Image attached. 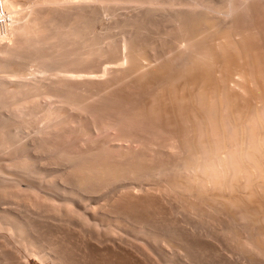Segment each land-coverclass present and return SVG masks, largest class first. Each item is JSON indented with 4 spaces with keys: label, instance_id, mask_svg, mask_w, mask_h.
Here are the masks:
<instances>
[{
    "label": "bare ground",
    "instance_id": "bare-ground-1",
    "mask_svg": "<svg viewBox=\"0 0 264 264\" xmlns=\"http://www.w3.org/2000/svg\"><path fill=\"white\" fill-rule=\"evenodd\" d=\"M0 1L4 12L11 19L10 23L12 22L13 24L9 28L10 33L8 34L10 35L8 36L7 39L9 43L5 45L6 46L5 48L4 46H2L4 49V50L2 49L4 53L3 56H0L1 57L0 67L3 66L6 70L8 69L7 71L9 77L12 75L10 77L12 80L11 83H9L8 80L6 79L7 83L11 84L12 88H9L10 86L5 85L6 87H8L7 89L9 90L6 91L4 90L6 95L9 94L7 97L8 99L6 98L8 102H9V98L13 100L10 101L9 103L12 104L11 105L12 108L10 107L9 109L8 106V108L5 107V109L6 108L9 110L12 109V114L14 113L13 110H15L14 115L20 117L22 116L21 117L22 119L19 117L21 120L18 119L17 116L13 117V119L15 118L16 120L18 119V121L20 120L19 121L20 123L22 122L26 123V121L28 122L29 119L33 120L34 118L36 120L37 118H39V115H42L41 112H39L41 114L39 115L37 114L38 111L39 110L41 111L42 108V106H40L38 103L39 102L38 99H40V97L45 94H46V97L44 96L45 99L47 98L48 100L49 98L51 101H53L50 104V108H49V110L51 109L53 111V114H50L51 116L54 115L55 117L56 115L59 114L63 115L65 111L62 110L66 106L65 108L68 109L67 110L64 109L66 110L65 114H67V111L70 114L71 113L70 111L73 110L74 113H71V115L72 116L76 115L77 118L78 117L77 115H79L80 113L76 114V110L78 112L84 108V112H85V110L87 111L88 109H90V104L96 102V101L93 103L88 102L89 97L87 96H89L88 95L89 93L93 94V96H91L92 98L94 96H98V98L96 97L97 100L99 99V97L101 100L102 98H104L103 96H105L106 100H108L109 103L112 101L111 98L113 97H115V99L117 98L116 97L117 95L115 94L117 92L112 93L116 96H113L112 94L109 95L110 97L108 95L106 96L107 93L109 94L113 90L108 92L110 90L109 89L108 91L105 90V93L103 92L104 88L105 89L107 87L110 88L111 86L115 85L114 78L117 82L119 79L125 80L124 77H128V78L132 77L131 79L134 78L136 81L134 80L133 81L136 83H134L133 81L131 82L130 79L129 82L127 81L128 85L130 84V86L132 83H134L135 85L138 84L137 86H140L142 84L145 87H149V88L153 87L152 89L150 88L151 90L148 88L149 92H151L150 94H148L149 96L142 99L138 97L139 95L138 92H135L136 90L137 91L139 90L136 87H133L134 84L131 86L133 87L134 90V92L131 93L132 96H130L131 94H129L132 90L131 88H129L130 86L129 87L127 86L129 89L126 87L128 89L126 93L128 92L129 93L128 95L125 96H128L129 98L124 97L126 102L124 101V98L122 99L123 101L121 100L125 104L123 103L121 104L119 98L118 100L114 99L115 101L113 104L115 106L116 105L115 102L118 103L119 101V104H117L116 106H119L120 104L122 106L123 105L127 106L129 104L128 102L132 103V101H129L130 98L131 99L132 97L134 98V95L136 96L135 93H137L136 97L139 100H137L136 97L134 99L137 100V103L138 101H140L137 104L138 109L135 107L134 110L133 108L136 105L135 101L132 105L130 103L131 106L128 105L126 107V109L132 107L133 110L135 111V112L132 111V108H130L131 110L130 109L127 110V112L129 111V113L131 112L130 113L131 115H126L127 114V113L125 114L126 111L123 113L121 111L122 108H118V110H116L117 107H113L116 112L121 111L119 113L117 112L118 114L116 112L114 113L116 115L120 114L119 115L120 117L117 116V118H115L116 116L113 115L115 116L113 118L112 116H110L111 118L115 119L114 121L111 120V122L108 120L110 123L107 121L103 122L101 121V119L99 122H103V123L97 122L101 124L98 125L100 127H103L104 129H106L105 127L107 126H110V124L113 126L115 125V127L117 125L119 126V124L120 126L124 125V128H126V130L121 131V135H119L121 137V140L122 139L124 141L132 140L133 142L137 141L143 144L141 145L143 147L140 149V152L138 151L139 153H137L138 156V157L136 156L137 158H135L134 155H131V153L128 154V152L130 151L126 149H124V151L126 150L125 152L122 151V148L120 151L119 150L120 147L117 148L119 150L118 151L119 156L115 155L117 158L113 157V153L118 155L117 149L115 153L113 147H109V148L104 147L105 149L100 148L98 149L100 151L95 150L96 155H94V157H92V155L94 154L92 153V150L91 151L89 150L88 152L87 151L79 152V153L77 152L78 153V154L76 153L77 155H73V154L66 155L65 154L66 150L59 152L60 155L58 154L59 155L58 159L60 161L61 160L65 162L67 161L69 163V166L66 164V166H68L66 167L68 168L66 175L63 174L64 176L63 175L62 177H60L61 175L59 176L60 180L62 181V183H64V185L55 186L52 183V185L50 184L51 187L55 186L57 188L56 191L59 190L61 194L69 198L71 197L74 200H79L81 202L80 199L84 198L81 197L82 194L83 195L88 194L89 196L90 193H95L98 190L109 188L114 184L118 185L119 183V186H121L123 182L126 183L127 181L128 182H131L132 180L146 181L150 179L153 180V178L154 179L158 178L159 181H157V184L155 186L152 187L150 186L149 188L143 187L148 189H142V187H140V189L138 190H134L135 188L134 189L131 188L132 189L131 190L130 188L127 187L128 190L130 189L127 192V189H125V187H123L124 189L120 188L122 189V193L120 194L118 193L119 195L115 194L111 197H108L106 203H104L103 205L104 209L101 208L103 209L102 211H104L102 215H101L102 213L101 210H99V213L101 212L100 216H102L103 219L104 220L106 219L108 222L111 221V222H115L116 224L119 223L120 225L126 227L131 226L133 227V230L135 228L136 231L141 230V227L143 225L142 223H147L148 224L147 226H149L148 232H152V229L150 228L152 226L149 225V222H152V220L153 221L155 220L156 222L157 217L155 218V216L161 209L160 205L163 204V202L167 204L169 203L172 204V202L178 203L179 206L182 207L184 212L187 211V214H189V218L190 217L195 219L197 218L199 219V221H201L200 223H204L205 225L207 223H212V225L213 223L214 225L218 224L219 228L218 230L217 229L215 230H217V232H220L221 236H224L226 234V230L229 229L228 232L229 234H231L230 242L233 240L234 244L232 242L231 244L235 246L238 252L247 255L251 259L252 258L264 259V10L261 11L262 13L259 12L260 15L256 14L257 11L255 10L256 19L255 17L250 16V18L252 17L253 19L251 20L252 23H250L251 21L249 20V15L251 13H254L253 12L254 9H259L260 8L259 5H257L259 6V8H254V6L255 7L257 6L256 5L252 6V3L251 5L244 3L243 5L246 4L244 7L241 4L240 6H237L238 4L236 5L235 4L236 2L234 3L233 0L232 1L224 0V3L226 1V4L224 5L223 4L220 5L219 2H217L219 4L217 5L215 1L216 6H218L216 7L213 6L214 3L212 5L210 4L214 1L209 3L203 1L199 2V0L193 2L194 1L193 0L192 3L191 1H188L189 3L187 2L183 3L186 0L185 1L181 0L182 2L181 1L173 2L172 0H169L167 1L168 3H166L165 2L166 0L164 1L162 0L164 2L163 3L164 6L166 4L168 5L164 8V6L163 7L159 5L157 6L158 2H156V0H145V1L138 0V2L140 1L142 3L147 4V6L146 5L142 6L140 5L141 3H139L140 6L136 5L137 7H132L134 5H131L133 9L130 8V10L132 9L131 12L134 10V12L132 13H135L136 15L137 12H140V10L144 9L145 7V9L143 10L144 11L143 15L142 13H141L142 16H140V13H138L139 15L136 16L132 14L134 16L133 17L131 16L130 11L129 13L127 12L126 14H130L131 18L128 17L129 15L126 16L125 14L124 16L129 18V20L126 18V20H124L126 22L122 21V24H124L126 28L128 27L129 31H127V29L125 30L123 26H121L122 24L120 23L121 28H123L126 32L122 33L120 29H118L120 32L118 33L113 28L114 21L113 24L109 23L108 20H106L107 22H104L105 21L104 16L105 15L107 16L112 12L114 13V11L120 10L121 7L124 8L128 6L130 1L136 2V0L135 1L134 0L133 1L132 0H0ZM109 1H113L111 2L113 4L114 2H116V4L117 3L119 4V6L120 5L122 6L118 10H116L113 7L114 5L112 6L111 3H109L110 5L107 4ZM160 1L161 0H159V2ZM126 2H128L127 3L128 5H126ZM153 4L156 5L153 6ZM161 4L162 3H160V5ZM182 5L183 7L185 6V8H183ZM141 6L142 8H140ZM129 7L130 6H128L127 8L129 9ZM138 7L140 10L138 9ZM135 9H137V12ZM260 9L262 10L264 9V7ZM158 12L159 13L162 12V13L157 15ZM118 13H120L121 15L122 12H118ZM113 15H115L116 17L118 16L116 14ZM64 17L66 18L64 19ZM108 17L109 16H107V18ZM116 17L114 19H118V20L120 19V17L119 18ZM145 17L151 18V19L149 18L150 20H152L151 24L154 19L156 20L158 18V20L156 21L158 22L159 18L160 19L163 18L162 20L163 21L165 20V23L166 24L169 23V25L171 26L165 28L166 32L165 31L163 32L160 29L163 28L164 26L160 28L162 24H160L159 22L158 24L160 26L158 28L156 27L158 24L156 26L152 24L154 26L150 28L151 24L147 22L150 25L149 26L147 24L148 25L147 28L146 25L144 26V23H146V21L144 20L148 18L144 19ZM247 20H249L248 23L250 24L246 25L245 23H247L246 22ZM115 23H117V21ZM165 23L163 25H165ZM153 27H155L154 29L157 28V30L160 28L159 29L160 32L166 34V36L161 34L163 35L162 41L159 40L160 46L158 45V47L156 46V48L154 47L155 45L154 46L152 45L154 41L152 43H148L151 44V47L146 43L148 41H151L150 36L152 35L151 33V35L148 36L150 32L147 33V29L153 30ZM108 28L109 29L112 28V31L108 30ZM104 30L108 32L102 33L104 35L101 36L102 34L100 35V33ZM114 31H116L117 33L116 32L112 33ZM159 33H156L155 35V37L159 35L157 39H159L160 37ZM147 37L150 38L148 39V41H146ZM154 40L156 43L155 38ZM32 59L33 62L37 61L38 65L35 62L36 64L35 71L42 73V75L39 76H41L44 81H45L44 78L48 79L51 76H54L56 79H54L53 81L50 80L48 82L46 81L44 82L42 81V79L37 78L38 75H35L36 77L34 76L33 78L24 77L25 68H26L25 63L27 62V60H32ZM101 60H104L105 62H102ZM53 63H55L54 64L55 67L54 66L51 67ZM108 65L112 69L109 68L108 70L107 67ZM81 68H87V70L89 71H86V69H81ZM91 68L94 69L92 70V73L93 71L95 73V71L97 70L95 76L93 75L94 73L92 74L90 72ZM106 71L109 72L112 75V77H114L112 79L113 81L109 82L108 80H106L105 82L104 79V81L101 82V79L98 76L102 74H106ZM111 75L109 76L107 75V76L111 77ZM95 77L97 80L92 79ZM124 80L121 82H124ZM153 80H155V82L157 83L156 86H152L151 82L153 83ZM18 81L21 83H19ZM112 82L114 85H112ZM138 82H140L141 84ZM2 83L5 82L2 81L1 84ZM109 83H111L110 87H109ZM117 84H120L121 86V83H116V85ZM122 84L123 86L120 87L122 89L119 91L121 93L123 87L125 86L124 83ZM29 85L32 86L31 87L32 91L30 90L31 92L29 91V87H30ZM141 87L140 89H143V87L142 88ZM116 88L118 89V87ZM116 88L114 89V91H116ZM88 90L89 92H86ZM125 90L126 89L124 87V91H123L124 93H122V96L126 94ZM146 90L147 89L142 90V93L143 91H145L146 94L148 92V91L146 92ZM0 91L1 93H3L2 88L0 89ZM119 92L118 95H121L119 94ZM27 93L34 96L30 95L31 97H28L29 94ZM139 93L141 95L140 91ZM5 94L3 93V95ZM25 94H27L28 96L26 97ZM145 94L143 95L144 97ZM24 95L25 97H23ZM108 97L111 100H109ZM4 98L5 97H3V99ZM92 98H90V101H92L91 100ZM6 99L3 100L4 105L0 102L1 103L0 107H4L8 104L7 102L5 104ZM127 99L129 100L127 101ZM101 102L103 103L101 104L100 102H96V103L100 104L101 106L107 101L104 102L103 100ZM37 103L41 108L37 107L38 106ZM109 103H105L104 105L107 106V108L108 105L109 106L113 105ZM40 104L42 103L40 102ZM97 106L95 105L96 108H98ZM102 107L104 108V110H107L103 105ZM38 108L39 110L37 111ZM27 110L33 111L31 113L34 114L35 112V114L32 115L29 112H27ZM46 110L47 109H45L44 111ZM89 111L90 110H88V112ZM49 112L47 113L49 114ZM121 113H123L125 117L123 114L121 116ZM99 115L97 114V116ZM144 115L151 116L150 119H152L153 117L154 122L157 121L160 122L155 123L156 127H153L154 124L153 126L148 127L149 125L148 123L153 121V119L147 123V126L145 123L146 128L148 127L150 129L145 128L147 132L144 133L143 136H140L139 134L135 133L138 129L135 128L136 126L135 124L138 123L141 124L142 120L144 119L143 118L141 120V118ZM2 116L4 117V115L3 114L0 115V149L11 146L12 148H15L14 150L16 152L18 151L23 152V150L26 149L25 147L26 144L25 145L16 144L17 146H14L15 145L14 139L16 138H14L15 134L12 132L14 130L10 129L12 128L11 125H13V123H16L18 121L14 119L13 122L12 119H10L12 118L11 117L12 115L8 116L9 120L7 116L4 118ZM27 116H29V119L27 118ZM104 116H108V114H105ZM65 117H67V115ZM5 118H7L6 119L7 121H12L13 123L11 122L10 125V123L6 122ZM23 118H27V120L24 121ZM50 118L52 119V117ZM50 118L48 117V119ZM48 119L46 120L49 121ZM43 120H41L42 122L41 121L39 122L44 123L45 120L44 121ZM62 120L64 119L62 118ZM136 120H138V123L136 122ZM52 121L50 120L51 123ZM18 124H16L15 127H17ZM45 125H47V122ZM127 125L128 127H133L135 125L133 128H135L136 131L134 132L133 128L130 129L125 127ZM78 126L79 125L77 124V127ZM82 127L83 125L81 124V128ZM42 128L45 129L46 127L45 128L42 127ZM87 128L88 127H85V129ZM162 128L163 129L171 128V130H173L172 128H175L176 132H177V128L178 130L179 128H181L180 130L182 131L179 130L180 132L178 131L177 133H175V135L180 134L181 137H178L176 135L177 138H175L174 135L175 131L172 132L171 135L169 133V131L171 130L167 129L168 130L167 131V130H163ZM43 129L40 130L42 131ZM75 129L77 128L75 127ZM85 129H83V131ZM47 130L45 131L46 132L45 134H47ZM96 131H98V129ZM67 132L69 133V129ZM79 132L81 133V131ZM84 132L87 133V131ZM167 132L174 137L169 136ZM88 133L90 132L88 131ZM146 134L147 137L145 136ZM40 140L43 142V145H45L46 140L43 141L42 138ZM43 145L41 146L44 148V150L49 151L48 148H50L49 147L50 145L49 146H43ZM154 145H157L155 146L157 149L154 147ZM59 146H61V144ZM26 152L27 149L25 150L24 153ZM24 153L22 154L24 155ZM69 153L71 154L70 151ZM84 153L88 155L86 156V154ZM128 158H132V159L128 160ZM31 164H32L31 159H29L28 157L27 158L22 157L21 160H17L15 165H13V168L16 171H18L20 175L22 174V180L25 178L26 180H31L32 182L35 180L37 176L33 175L32 173L33 168ZM40 174L41 173H39L38 175ZM58 175L59 174H57V176ZM48 183H50V180H48L46 185H48ZM32 187H34V185ZM55 187L54 189H56ZM124 190L126 192H124ZM119 192H121V190ZM12 193L14 192H11V190H9L8 188L6 189L5 186H2V189L0 188V200L1 198L8 196L10 197L13 196L16 199L18 198L23 201H26V199H28L26 194L24 193L22 194L23 197L21 195L19 196ZM110 194L111 193H109V195ZM161 200L164 201H162L161 203ZM23 201L21 202L24 203ZM4 203H2V205ZM58 207L56 208V206L55 207L51 206L47 208L46 211L50 212V210L51 211H55L58 209L60 210L61 207L59 208ZM176 209L178 210V208ZM66 210L64 211L66 212ZM6 211L7 210H3L2 208H0V219L6 221V222L4 221L6 223L4 224V226H2L3 223L2 221H0L2 223L0 224V230L3 231L4 229H6L7 231L8 229L9 230L7 231L8 234L13 233L12 235L15 234L17 236L15 238L17 239L19 238V240L12 239L13 241L16 240V242H19L21 239L20 243L22 242L27 247L35 248V243H36L35 239H37L38 237L37 234H39L40 238H42L41 240H43L44 242V245H46L47 248L52 250L53 254L51 255L52 257L54 256V259L56 260L55 264L77 263V262L75 263L74 260L75 254L71 255V252L68 254V252L66 251L67 250L65 248L66 246L63 244L65 241H60L63 238L62 236H64L62 235L63 233H61L62 231L60 232H58L59 230L57 231L59 233L57 239H59V241L62 242L61 244H59L57 243L59 241L56 240V238L52 239L51 236H49L50 235L49 232L48 233L46 232L47 235L40 233L39 231L34 229L33 225L29 222L28 219L27 221L29 223L26 222V220L23 221L21 219L14 217L15 216L14 214L9 215L8 214L9 212L7 213ZM62 211L63 210H61V212ZM68 213L70 212L68 211ZM99 213L96 212L95 214L97 215ZM62 214L65 215V213L63 212ZM186 216L188 218V215ZM157 222L162 223L161 220ZM134 223L136 224L140 223L141 224L139 225L141 226L140 229H137ZM63 227L65 226L63 225ZM144 227L146 228V224L144 225ZM72 228H76V227H73L72 225ZM63 230L65 231V229ZM114 230L107 228L106 230H103V232L101 231L102 233H98L97 236L92 238L91 234L90 235L89 233L86 234V232L82 233L83 231L79 229V232H81V234L84 235L86 234L85 236L87 235L90 236L87 237H89L88 240H90L92 244L91 246L87 247L88 243L87 245L85 243L84 246L85 245L86 246L84 248L82 243L81 244L78 243L79 241L76 243L78 245L83 246L84 253L87 249L88 250L90 249L91 251L89 252L90 254L93 253L92 250L99 249L100 251H102L104 254L102 255V258L101 256H98L99 258L103 259L100 261V264H117V263L138 264L139 262L134 263L133 258L135 259L137 258L134 257L133 255L134 252L133 250H131L132 244L129 246L127 241L123 240L122 238H119L122 237L121 235L117 237L118 235L116 236V234H114ZM153 230H155V228H153ZM167 230L168 229L162 232L160 231L162 234L159 235H163L164 234L163 232ZM221 230L223 231V234ZM181 231H179L178 233H180ZM141 232H143V234ZM141 232L140 234L146 235L144 234V232L145 233L147 232V228L143 229V231ZM174 232L171 231L170 232L171 235L170 233H167L169 234L168 236L169 238H167V234L163 235L162 238L164 239L166 237L165 239L168 240L170 239L169 241L174 242L175 245L176 244L180 245L179 243L183 244V246L180 247L182 248V250L183 249L185 250L183 251L184 253H186L187 248L190 249V246L191 248L193 247L192 248L193 250L197 248L198 250L199 249L201 250L203 248V246L200 245L201 243H199L200 241L199 242L197 241V238L199 237V236L197 237V235L199 234L196 235L195 234L196 232L193 233L190 230V233L192 232L190 234L188 229L187 233H189L190 234L189 237H191L189 239H187V235H188L187 233H185V235L181 234L183 231L180 234H178L177 232L176 234ZM81 234L79 233V236ZM153 234H148L149 236L147 235L146 237L149 238V240H151V242L153 241L154 243V241L155 242L158 241L157 240L158 238L154 237L156 233L154 234V236ZM12 235L11 236L9 235V237L10 238L13 237ZM0 237H4V235L0 234ZM174 237L177 238L176 239L177 241H175ZM7 238L8 237L6 235L4 238L1 239L3 241H6ZM85 238H82L83 240L82 239L81 240L84 241ZM159 240L163 241L165 245L167 243H170L169 241L168 242L165 241L167 242L165 243L164 240L160 238ZM3 241L2 243H5ZM8 243H5L4 245L7 247L6 244ZM9 245L8 247L12 248L11 247L12 245L10 246ZM14 246L15 248H17L16 245ZM192 249H190L189 252ZM17 250L18 249L16 250L14 249L12 251V254L16 253ZM99 250L94 252L98 253ZM87 256L88 254H86V258ZM96 256L93 255L92 258L93 257L95 258ZM16 258L18 259L20 257L16 256ZM96 259L88 258L87 260L89 264H96V262L98 263V260ZM87 260H84V262H87ZM82 261L80 260V262ZM19 264H23V262L20 261ZM139 264H142V262L140 261Z\"/></svg>",
    "mask_w": 264,
    "mask_h": 264
},
{
    "label": "rangeland",
    "instance_id": "rangeland-1",
    "mask_svg": "<svg viewBox=\"0 0 264 264\" xmlns=\"http://www.w3.org/2000/svg\"><path fill=\"white\" fill-rule=\"evenodd\" d=\"M133 1V0H132ZM135 1V0H134ZM143 1V0H142ZM145 1V0H144ZM164 1V0H163ZM162 0L159 2V0H156V2H158L157 3V6L159 5V6H164L163 5V2ZM167 1H169V0H166L165 2L166 3H168ZM173 2H180L181 0H172ZM183 1H185V0H183ZM188 1H191V3H192V1L193 0H186L185 2H183V3H189ZM196 0H194L193 2H195ZM198 1V0H197ZM212 2V1H214V2H212V3H210L211 5L214 3V5L213 6H216V4L217 5H219L217 2H219L220 3V5L221 4H226V1H228V0H226L225 1V3H224V0H222V1H220V0H199V2ZM215 1H216V4H215ZM229 1H232V0H229ZM250 3H249V2ZM111 2H113V1H109L107 4L108 5H110L109 3H111ZM182 2V1H181ZM233 2L237 5V6H240V4L242 5V6H244L245 7V5L246 4H249V5H251V3H252V6L253 5H259L260 6V8H263L264 7V0H233ZM238 2V3H237ZM255 4H254V3ZM128 2H126V5H128L127 4ZM131 3V4H130ZM130 3H129V5L128 6H130L129 7V9L127 8L128 6H126V7H121L122 5H120L119 6V4L117 3L116 4V2H114V4L113 3H111L112 4V6L116 9V10H118L120 7V10H118V11H114V13L112 12V13H110V14H108L107 16H109L108 18H107V16L105 15L104 17V19H105V21L104 22H107L106 20H108V22L109 23H111V24H113V21H114V24H113V28L118 32V33H120L119 32V30L118 29H120V31L122 32V33H124V32H126L125 30L127 29V31H129L128 29V27L126 28V26H124V24H122V21L123 22H126V21H124V20H126V16H128L129 18H131L130 17V14H131V16H133L132 14H134V16H136V15H139L138 13H140V16H142L143 15V13H144V9H145V7H144V9H139V7H138V9L140 10V12H137V9H135L136 10V12H137V14L135 15V13H132V12H134V10L131 12V10L133 9L132 7H137L138 5H139V3H141L140 5H142V6H147V4H145V3H142V2H138V0H136V2H131L130 1ZM133 3V4H132ZM138 3V4H137ZM160 3H162L161 5H160ZM244 3H246L245 5H243ZM261 3V4H260ZM115 4H116V6H118V7H116L115 6ZM24 5V4H23ZM131 5H134V6H132L131 7ZM137 5V6H136ZM139 5V6H140ZM154 5H156V4H153V6ZM124 6V5H123ZM142 6L140 7V8H142ZM166 6H168L167 4L164 6V8L166 7ZM259 6H257V7H255L254 6V8H259ZM262 6V7H261ZM180 7H181V5H180ZM182 7H183V5H182ZM216 7H218V6H216ZM243 7V8H244ZM130 8H132L131 10H130ZM183 8H185V6L183 7ZM259 8V9H260ZM254 9L253 10V12L254 13H251L250 15H249V20L251 21V20H253L252 19V17H255V19H256V14H259L260 15V13L259 12H261V11H263L264 9ZM122 10V11H121ZM138 10V11H139ZM257 12H256V11ZM259 10V11H258ZM129 11H130V14H126L127 12L129 13ZM118 12H122L121 13V15L124 17H122L121 15H120V13H118ZM255 12H256V14H255ZM141 13H142V15H141ZM160 13H162V12H160ZM159 12H158V14L157 15H159L160 14ZM262 13V12H261ZM113 14H116V15H120L119 17H120V19L118 20V19H114L116 16L115 15H113ZM126 14V16H124ZM115 16V17H114ZM116 17V18H119V17ZM133 16V17H134ZM250 16H252L251 18H250ZM114 17V18H113ZM144 17V16H143ZM151 17V16H150ZM149 17V18H150ZM155 17H158V16H155ZM66 17H64V19H65ZM109 18H110V20H109ZM129 18H127L128 20H129ZM146 18H148V17H145L144 19H146ZM148 18V19H149ZM112 19V20H111ZM114 19V20H113ZM148 19H146V20H144V21H146V23H144V26L146 25V27L149 25V24H151V21L152 20H148ZM153 19V18H152ZM163 18H159V23L160 24H162L161 26L158 24V22H156L157 20H158V18L155 20H153V22H152V24H154L157 28L160 26V28L162 27V26H164L163 28H159L161 31H165V28H167L168 26H171V25H169V23H165V20L163 21L162 20ZM117 21V23H115L116 21ZM127 20V21H128ZM148 20V21H147ZM249 20H247L246 22L247 23H245L246 25L247 24H250V23H252V21L250 22V23H248V21ZM111 21V22H110ZM119 21V22H118ZM255 21V20H254ZM257 21V20H256ZM149 24H148V23ZM120 23L122 24L121 26H123V28L125 29H123V28H121V26H120ZM165 23V25H166V27H165V25H163ZM119 24V25H118ZM148 24V25H147ZM151 24V26H150V28H152V26H154V25H152ZM11 25H13L12 24V22L10 23V25H9V27H8V29L7 30H5L4 32L5 33H0V56H3V53H4V49H3V47L2 46H4V48L6 47L5 45H7V43H9V41L7 40L8 39V36L10 35V34H8V33H10V30H9V28H10V26ZM112 26V25H111ZM118 27V28H117ZM148 28V27H147ZM146 28V29H147ZM155 27H153V30H154V32H156V33H159L160 32V30L158 29L157 30V28L156 29H154ZM113 29V30H114ZM162 29H164V30H162ZM107 30V29H106ZM106 30H104V31H102L101 33H100V35L102 34V33H105V32H108V31H106ZM108 30H111L112 31V28H108ZM123 30V31H122ZM153 30H151V29H147V33L148 32H150V34L148 35V36H150L151 35V33H152V35L150 36L151 37V39L150 38H146L147 40L146 41H148V39H150L151 41H148V42H146L147 44L148 43H152L153 41V46L156 48V46L158 47V45H159V40L160 41H162V36L163 35H165L166 36V34L164 33L163 34V32H160L159 34H160V37H161V39H160V37H159V39H157V37L159 36L158 34V36H156L155 37V35H156V33H154L153 32ZM155 30H157V31H155ZM111 31H109V32H111ZM116 31H114V32H112V33H115ZM152 31V32H151ZM116 32V33H117ZM166 32V31H165ZM7 33V34H6ZM154 33V34H153ZM161 34H163V35H161ZM104 34H102L101 36H103ZM147 35H145V36H147ZM152 36H153V38H152ZM154 38L156 39V43H155V40H154ZM165 39V38H164ZM4 40V41H3ZM7 40V41H6ZM157 40H158V42H157ZM6 43V44H5ZM158 43V44H157ZM161 43V42H160ZM148 45H150V47H151V44H148ZM160 46V45H159ZM149 47V48H150ZM3 49V50H2ZM151 49V48H150ZM2 53V54H1ZM1 58V57H0ZM106 59V58H105ZM104 59V60H105ZM1 60V59H0ZM104 60H101L102 62H105ZM24 62H26V61H24ZM35 62H36V64H37V61H34L33 62V59L32 60H27V62L25 63V65H26V68H25V65H24V68H25V75H24V77H26V78H33L35 75H38V79L40 78V79H42V77L41 76H39V75H42V73H39L38 71H35V69H36V64H35ZM54 64L55 63H53V65L51 66V67H53L54 66ZM28 65V66H27ZM38 65V64H37ZM1 67H3V66H1ZM0 67V81L2 82H5V83H2L1 84V82H0V86L1 85H3V86H1V88H2V91H3V93L5 94V91L6 90H9V89H7L8 87H6V86H10L9 88H12L11 87V84H8L7 83V80H8V82L9 83H11V76L9 77L8 76V69L6 70L4 67L3 68H1ZM38 67V66H37ZM55 67V66H54ZM108 67V70H109V68H110V66L108 65L107 66ZM3 69V70H2ZM38 69V68H37ZM81 69H86V71H89V70H87V68H81ZM110 69H112V68H110ZM92 70H94V69H92L91 68V70H90V72L92 73ZM7 71V72H6ZM81 71H83V70H81ZM85 71V72H86ZM97 71V70H96ZM96 71H95V73H96ZM35 72V73H34ZM28 75H27V74ZM93 73H94V71H93ZM92 73V74H93ZM95 73L93 74L94 76H95ZM105 73V72H104ZM7 74V75H6ZM114 74V73H113ZM109 75H111L109 72H107L106 71V74H102V75H96V76H98L100 79H101V82L102 81H104V79H105V82H106V80H108L109 82L110 81H113L112 79L114 78V77H112V75H111V77H108ZM13 76H16V75H13ZM94 76H92V77H94ZM36 77V76H35ZM97 77V78H98ZM3 80H2V79ZM10 78V79H9ZM12 78H14V77H12ZM44 78V77H43ZM107 78V79H106ZM125 78V80H124V82H121V81H123V80H118L117 82H116V80H115V78H114V84L116 85V83H121V86H120V84H117L116 86L113 84V82H112V85H114L115 86V88L116 87H118V89L116 88V91H114V86H111L110 87V84L111 83H109V87L110 88H104V93H105V90L106 91H108L109 89V91L108 92H110V91H112V92H110L109 94L107 93L106 94V96L108 95H111L113 92L115 93V92H117V93H115L116 95H114V94H112L113 96H116L117 98L115 99V97H113V96H111V97H113V98H111L112 99V103L110 102H108V100H106V97L105 96H103V95H105V94H103L102 96L105 98H102L103 100H104V102L105 101H107V102H105V103H109V104H113L114 103V101L115 100H118V98H119V101L121 102V104L123 103V104H125L124 102H122L123 100V98L125 97V98H129L128 96H125V95H128V93H126V91L129 89V88H131V92L129 93V94H131V93H133L134 92V90H133V87H136L140 92H141V95H140V93H139V91H135V92H138V97L139 98H142V99H144V98H146V97H148L149 95L148 94H150L151 92H149V90H148V88L149 87H145L144 85H142L140 82H138V83H140L139 85L140 86H137L138 84H134V83H136V82H134V81H136L134 78L133 79H131L132 77H130V78H128V77H124ZM7 79V80H6ZM45 79V81L46 82H48V81H53L54 79H56L54 76H51L50 78H48V79H46V78H44ZM93 80H95L96 79V77L95 78H92ZM99 79V80H100ZM122 79V78H121ZM131 79V82L133 81L134 83H132L131 84V86L134 84V86L133 87H131L130 86V84L128 85V82H129V80ZM97 80V79H96ZM42 81H44L43 79H42ZM44 81V82H45ZM128 81V82H127ZM19 82V81H18ZM17 82V83H18ZM126 82H127V85H126ZM130 82V83H131ZM155 80H153V83L151 82V84H152V86H156L157 85V83L155 82ZM7 83V84H6ZM19 83H21V82H19ZM18 83V84H19ZM122 83H124L125 84V93L126 94H124L123 96H122V93H124L123 91H124V87H123V90H122V93L121 92H119L122 88H120V87H122L123 86V84ZM107 84H108V82H107ZM154 84V85H153ZM6 85V86H5ZM119 85V86H118ZM30 86V85H29ZM108 86V85H107ZM129 88H128V87ZM143 87V89H140V87ZM4 87V88H3ZM31 87L32 86H30L29 87V91L31 90ZM128 89H127V88ZM141 87V88H142ZM0 88V89H1ZM111 88H113V89H111ZM136 88H134V89H136ZM151 89L153 88V87H150ZM149 88V89H150ZM145 89H147L146 90V94H147V96H146V94H145V91H143V93L145 94V97L143 96L144 94L142 93V90H145ZM150 89V90H151ZM5 90V91H4ZM32 91V90H31ZM30 91V92H31ZM130 91V90H129ZM86 92H89V90L88 91H86ZM98 92V91H97ZM118 92H119V94H121V95H118ZM3 93H1V91H0V99L2 100L3 99V97H5L4 99H6L7 97H8V95L9 94H5V95H3ZM27 94H29V93H27ZM27 94H25L26 95V97L28 96ZM136 94V96H137V93H135ZM25 95L23 96V97H25ZM31 94H29V96L28 97H31V96H34V95H31ZM89 96H87V97H89V100H88V102H100V104L101 103H103V102H101V101H103L102 99L100 100V97H99V99L98 100H100V101H98L97 99H96V97L98 98V96H94L93 98L91 97V96H93V94H88ZM43 96V97H42ZM41 97H42V99H41V97H40V99H38L39 100V102H38V100H37V102L39 103V105L40 106H42V108L41 107H39V105H38V103H37V107H39V108H41V111L39 110V108L37 109V111H38V115L39 114H41L42 113V115H39V118H37L36 120H35V118L33 119V120H30L29 119V116H27V118L30 120V121H32V122H30L29 120H28V122L26 121V123L25 122H22V123H20L19 121L22 119L20 116H17V115H14V113H15V110H13L14 111V113L12 114V109L11 110H9L10 109V107L12 108V104H9L10 103V101H13L12 99H10L9 98V102H8V98L5 100V104H6V102L9 104H7L6 106H4V107H0V110L2 111V113H1V111H0V115L1 114H3L4 115V117H8L9 115H12L11 117L12 118H10V119H12V121L14 122V119H13V117L15 116H17V118L18 119H20L19 121H18V119L16 120V121H18L19 122V124H18V122H16V123H13L12 121H7L6 119L7 118H5V120H6V122H8V123H10V125H11V122L13 123V125H14V127H13V125H11V127L12 128H10V129H12V130H14V131H16L17 132V134H16V132H14V131H12L15 135H14V138H16V139H14V146H17L16 144H20V145H25V147H26V149H27V152L26 153H24L25 152V150H23V152H21V151H18V152H16L14 149L15 148H12L11 146L9 147H5V148H2V149H0V179L2 180H0V188L2 189V186H5V188L7 189H9V190H11V192H14V193H12V194H15V195H21L22 196V194L24 193V194H26V196H27V198L28 199H26V201H23V200H20V199H16L15 197H13V196H8V197H4V198H1V200H0V208H2L3 210H7L6 212L10 215H15L14 217H16V218H18V219H21V220H23V221H25L26 220V222H28L27 221V219L29 220V222L33 225V227H34V229H36L37 231H39L40 233H43V234H46L47 235V233L49 232V236H51V238L52 239H55L56 238V240H58L59 241V239H57V236H58V232H60V231H62L61 233H63L62 235H64V236H62L63 238V240L61 239L60 241H65L63 244L66 246L65 248L67 249L66 251L68 252V254L71 252V255H74L75 254V258H74V260H75V263L76 264H89V262H88V258L89 259H96L98 256H101V258H102V255H104L103 254V252L102 251H100L98 248V250H99V252L97 253V256H96V253L94 252V251H98V250H92L93 251V253H89V252H91L90 251V249L87 251H85V253L86 254H88V256H90V257H88L87 256V258H86V254L84 253V249H83V246H84V244L86 243V245H87V243H88V245H87V247L88 246H91V244H92V242L90 241V240H88V238L90 237L89 235L91 234V236H92V238L93 237H95V236H97V234L98 233H102L103 232V230H106L107 228L108 229H115L114 230V234H116V236L117 237H119L120 235L122 236V237H119V238H122L123 240H125V241H127L128 242V244H129V246L131 245L132 247H131V250H133V252L135 253H133V255H134V257H136L137 259H135V258H133L134 259V263H140V261L142 262V264H264V259H260V258H249L247 255H244L243 253H241V252H238L237 251V249L235 248V246L233 245L234 244V242H233V240L231 241L233 244H231V242H230V239H231V237H230V235L231 234H229V232H228V230H226V236L224 235V236H221V233L220 232H217V230H218V228H219V226H218V224H216V225H214V223H213V225H212V223H207L206 225L204 224V223H200L201 221H199V219H195V218H189V214H187V211H185L184 212V210L182 209V207H180L179 206V204L178 203H174V202H172V204L171 203H169V204H167V203H165V202H163V204H161L160 205V210H159V212L157 213V215L155 216V218H156V222H155V220L153 221L152 220V222H149V225L150 226H152L153 228H155V230H153V228L152 227H150L151 229H152V232H148L149 231V226H147L148 224L147 223H142L143 225H142V227L141 226H139V225H141L140 223L137 225L136 223H134V225H136V227H137V229H140V227H141V230L140 231H136L135 230V228H134V230H133V227H126V226H122V225H120L119 223H115V222H108L106 219L104 220L103 219V217L102 216H100V213H101V215L103 214V212L104 211H102L104 208V203H106V200L108 199V197H111V196H113V195H119L120 193H122V189H124L123 187H125V189H127V192L132 188V189H134V190H138V189H140V187H142V189H148L150 186L152 187V186H155L156 184H157V181H159L158 180V178H153V180L152 179H150V180H146V181H137V180H132L131 182H123V184L121 185V186H119V183H118V185L117 184H114V185H112V186H110L109 188H104V189H102V190H98L97 192H95V193H90L89 194V196H88V194L86 195V194H82V196L81 197H84V198H81L80 200H81V202L79 201V200H74V199H72L71 197V199L69 198V197H67V196H65V195H63V194H61L60 193V191L58 192V191H56L57 190V188L55 187L56 185L57 186H61V185H64V183H62V181L60 180V178H59V176L60 177H62V175L63 174H65L66 175V172H67V170H68V168H66V167H68L69 166V163L66 161H60L59 159H58V157H59V155H60V153L59 152H62V151H65V154L66 155H77L79 152H84V151H91L92 150V153H94L93 155H92V157H94V155H96L95 154V150H97V151H100V150H98V149H105V148H109V147H113V149H114V152L116 153V149L117 148H119V150L121 151V148H122V151L123 152H125L126 150H128V151H130V152H128V154H130L131 153V155H134V157L135 158H137L138 156H137V153H139L140 152V149L143 147V146H141V145H143L142 143H140V142H137V141H132V140H130V141H124L123 139L121 140V137L119 136V135H121V131H123V130H126V128H124V125L121 127L120 126V124H119V126L117 125L116 127H115V125L113 126V125H111L110 124V126H107V127H105L106 129H104L103 127H100L99 125H101V124H99V123H103V122H105V121H107V122H111V120H115V119H113L115 116V118H117V116H119V115H116V114H114L116 111L114 110V108L113 107H117V109L116 110H118V108H122V112L124 113L125 111V114L126 115H131L130 113H129V111L127 112V110H129L130 108H132V107H129V109H126V107L129 105V106H131L133 103H134V101H135V103H136V105L133 107L134 108V110H135V107L137 108V104L140 102V101H138V103H137V100H139V99H137V97L134 95V98L136 97V99L137 100H135L133 97H132V99L130 98V100L129 99H127V101L129 100V101H132V103L131 102H128L129 104L127 105V106H124V108H123V106L120 104L119 106H121V107H119V106H116L117 104H119V101H118V103L117 102H115L116 103V105L114 106V104L113 105H108V108H107V106H105L104 104H102L107 110H104V108L102 107V105L100 106V104H98V103H93V104H90V109H88V110H90L89 112H88V110L86 111L85 110V112H84V108L81 110L82 111V113H81V111H78L77 112V110H76V114H79V115H77L78 117L76 118V115L75 116H72L71 115V113H74L73 112V110L72 111H70L71 113L69 114L68 113V111H67V114H65L66 113V110L68 109V108H65L64 106H62V107H64V109H66V110H62V111H65L64 112V114H65V116L67 115V117H65L64 116V114L62 115V114H59V115H56L55 117H54V115H50V114H53V111L51 112L50 110H49V108H50V104L53 102V101H51L49 98H48V100H47V98L45 99V97H46V94L45 95H42ZM45 96V97H44ZM122 96V97H121ZM130 96H132V94L130 95ZM141 96V97H140ZM143 96V97H142ZM2 97V98H1ZM110 97V96H109ZM108 97V99L109 100H111L110 98ZM36 98V97H35ZM90 98H92L91 100L92 101H90ZM125 98H124V101H125ZM3 99V100H4ZM54 99V98H53ZM94 99H96V100H94ZM115 99V100H114ZM0 100V102L3 104L4 102H3V100L1 101ZM23 100V99H22ZM122 100V101H121ZM141 100V99H140ZM24 101V100H23ZM23 101H21V102H23ZM46 101V102H45ZM40 102L42 103V104H40ZM126 102V101H125ZM1 103H0V105H1ZM130 103H131V105H130ZM45 104V105H44ZM4 105V104H3ZM95 105L97 106V105H99V106H97L98 108H96L95 107ZM8 106H9V109H7L8 108ZM15 106V105H14ZM5 107H7L6 109H5ZM46 107V108H45ZM87 107V106H86ZM113 108V110H112V108ZM2 108V109H1ZM3 108H4V111H3ZM96 108V109H95ZM133 108H132V111H134L133 110ZM14 109V108H13ZM45 109H47L46 111H44ZM138 109V108H137ZM137 109H136V111H137ZM7 110H9V111H7ZM74 110V111H75ZM101 110V111H100ZM108 110H109V112H108ZM131 110V109H130ZM17 111V110H16ZM50 111V112H49ZM94 111V112H93ZM112 112V114H111V112ZM121 111H119V112H121ZM8 112V113H7ZM19 112V111H18ZM27 112H29L30 114H32L31 112H33V111H29V110H27ZM39 112H41V113H39ZM43 112H44V114H43ZM47 112H49V114L47 113ZM100 113V115H99V113ZM106 112V113H105ZM118 112V111H117ZM116 112V113H117ZM118 112V113H119ZM135 112V111H134ZM133 112V113H134ZM11 113V114H10ZM45 113H46V115H45ZM61 113H63V112H61ZM94 113H96V114H94ZM117 113V114H118ZM123 113H121V116H122V114ZM9 114V115H8ZM34 114H35V112H34ZM34 114H32V115H34ZM85 114V115H84ZM97 114L99 115V116H97ZM105 114H108V116H104ZM37 115V116H38ZM44 115V116H43ZM61 115V116H60ZM68 115H70V116H68ZM102 115V116H101ZM113 115H115V116H113ZM124 115V114H123ZM36 116V117H37ZM40 116H43V117H45V118H43V117H40ZM81 116V117H80ZM83 116V117H82ZM94 116V117H93ZM95 116H97V117H95ZM110 116H112L113 118H111ZM3 117V116H2ZM3 117V118H4ZM20 117V118H19ZM48 117L50 118V117H52V119L50 118V119H48ZM71 117V118H70ZM74 117V118H73ZM120 117V116H119ZM124 117H125V115H124ZM150 117L151 116H148V115H144L142 118H141V120L143 119L144 120V122H143V120H142V123L141 124H143V125H141V124H139L138 123V120H136V122L138 123V124H135L134 126H135V128L137 129H140V130H138L137 129V131H136V129L135 128H133V127H128V125L127 126H125V127H127V128H130V129H134L133 131L136 133V134H139L140 136H143V134L144 133H146L147 132V130H145V128H146V126H147V123L148 122H150V120H152L153 119V121H151L150 123H148L149 125H148V127H150V126H153V124H154V126L153 127H156V124L155 123H159L160 121H157V122H154V118L152 117V119H150ZM27 118H23L24 119V121L25 120H27ZM31 118V117H30ZM42 118V119H41ZM62 118L64 119V120H62ZM73 118V119H72ZM77 120H76V119ZM80 118V119H79ZM95 118V119H94ZM104 118H106V119H104ZM111 118V119H110ZM32 119V118H31ZM39 119V120H38ZM43 120L44 121V123L46 124V122H47V125H45L44 123H41L42 121L41 120ZM46 119H48L49 121H47ZM59 119V120H58ZM66 119V120H65ZM84 119V120H83ZM92 119V120H91ZM100 119H101V121H103V122H99L100 121ZM103 119V120H102ZM148 119V120H147ZM8 120H9V117H8ZM35 120V121H34ZM50 120L52 121V123L50 122ZM74 120V121H73ZM109 120V121H108ZM140 120V119H139ZM145 120H147V121H145ZM39 121H41V122H39ZM58 121V122H57ZM66 121V122H65ZM112 121V122H113ZM162 121V120H161ZM38 122V123H37ZM49 122V123H48ZM55 122H57V123H55ZM64 122V123H63ZM97 122H99V123H97ZM109 122V123H110ZM141 122V121H140ZM154 122V123H153ZM31 123V124H30ZM67 123V124H66ZM145 123H146V126H145ZM16 124H18L17 125V127H15V125ZM44 124V125H43ZM65 124H66V126H65ZM77 124L79 125L78 127H77ZM81 124L83 125V127L81 128ZM99 124V125H98ZM152 124V125H151ZM22 125V126H21ZM27 125V126H26ZM50 125H53V126H50ZM55 125V126H54ZM85 125V126H84ZM90 125V126H89ZM126 125V124H125ZM36 126H39V127H36ZM47 126H48V128H47ZM50 126V127H49ZM57 126V127H56ZM94 126H95V128H94ZM111 126H113V127H111ZM130 126V125H129ZM144 126V127H143ZM42 127H46L45 129H43ZM52 127V128H51ZM66 127V128H65ZM72 129H71V128ZM75 127L78 129H75ZM85 127H88L87 129H85ZM91 127V128H90ZM100 127V128H99ZM146 128V129H150V128ZM16 128V129H15ZM122 128H124V129H122ZM143 128H144V130H143ZM40 129H43L42 131L40 130ZM48 129V130H47ZM65 129H67V130H65ZM68 129H69V133L67 132L68 131ZM83 129H85L84 131H87V133L86 132H84L83 131ZM98 129V131H96ZM122 129V130H121ZM152 129H154V128H152ZM156 129V128H155ZM163 129V128H162ZM168 129V128H167ZM167 129H163V130H167ZM173 130H171V128H169L168 130H171V131H169V133L171 134L172 132H174L176 129L175 128H172ZM181 128H179V130H180ZM34 130V131H33ZM39 130H40V133H39ZM47 130V134H45L46 131ZM64 130V131H63ZM73 130V131H72ZM167 130V131H168ZM178 130V128H177V132L179 131ZM44 131V132H43ZM79 131H81V133L79 132ZM88 131L90 132V133H88ZM117 131V132H116ZM140 131V132H139ZM144 131V132H143ZM180 131H182V130H180ZM179 131V132H180ZM36 132V133H35ZM126 132V131H125ZM139 132V133H138ZM176 131L174 132V135H175V133H177ZM58 133V134H57ZM61 135H60V134ZM66 133V134H65ZM75 133V134H74ZM107 133V134H106ZM123 133V132H122ZM168 132H167V134H169ZM87 136H86V135ZM169 134V136H171ZM44 135V136H43ZM85 135V136H84ZM177 135V134H176ZM176 135H175V138H177L176 137ZM16 136V137H15ZM35 136V137H34ZM40 136H42V137H40ZM53 136V137H52ZM146 137H147V134L145 135ZM144 136V137H145ZM178 137H181L180 136V134H178L177 135ZM46 137V138H45ZM58 137V138H57ZM66 137V138H65ZM69 137H71V138H69ZM74 137V138H73ZM119 137V138H118ZM171 137H174V136H171ZM27 138V139H26ZM42 138V140L44 141V140H46L45 141V145H43V142L40 140ZM118 138V139H117ZM174 138V139H175ZM34 139V140H33ZM137 139V138H136ZM167 139V138H166ZM54 140H55V142H54ZM57 140H58V142H57ZM164 140V139H163ZM178 140V139H177ZM93 141V142H92ZM159 141V140H158ZM22 144H21V143ZM40 142H42V143H40ZM54 142V143H53ZM76 142V143H75ZM109 144H108V143ZM160 142H161V140H160ZM37 143V144H36ZM57 143V144H56ZM93 143V144H92ZM47 144V145H46ZM61 144V146L63 147H61V146H59ZM96 144V145H95ZM119 144V145H118ZM125 144H127V145H125ZM41 145H43V146H49L50 148H48V150L49 151H47V150H44V148L41 146ZM58 145V146H57ZM67 145H70V146H67ZM101 145V146H100ZM121 145V146H120ZM13 146V147H14ZM36 146V147H35ZM38 146V147H37ZM56 146V147H55ZM85 146V147H84ZM100 146V147H99ZM125 146V147H124ZM155 146H157V145H154V147ZM29 147V148H28ZM55 147V148H54ZM105 147V148H104ZM62 148V149H61ZM128 148V149H127ZM156 148V147H155ZM30 149V150H29ZM38 149V150H37ZM55 149V150H54ZM93 149H94V151H93ZM112 149V148H111ZM124 149H126L125 151H124ZM157 149V148H156ZM11 152H10V151ZM43 150V151H42ZM52 152H51V151ZM61 150V151H60ZM118 149H117V153H118V155L117 154H114L113 153V157H115V158H117L116 156H119V151ZM134 150H135V152H134ZM15 151V152H14ZM30 153H29V152ZM37 151V152H36ZM69 151L71 152V154L69 153ZM134 153H133V152ZM139 151V152H138ZM58 152V153H57ZM78 152V153H77ZM16 153V154H15ZM22 153H24V155L22 154ZM52 153V154H51ZM57 153V154H56ZM77 153V154H76ZM133 153V154H132ZM9 154V155H8ZM59 154V155H58ZM62 154V153H61ZM64 154V153H63ZM84 154H86V153H84ZM136 154V155H135ZM57 155V156H56ZM88 154H86V156H87ZM116 155V156H115ZM15 156V157H14ZM19 156V157H18ZM25 157V158H29V159H31V165H32V170H33V175L34 176H37L36 178H35V180L34 181H32L31 182V180H26L25 178L22 180V174L20 175L19 173H18V171H16L14 168H13V165H15V163L17 162V160H21L22 159V157ZM43 156V157H42ZM86 156H84V157H86ZM137 156V157H136ZM21 157V158H20ZM130 157V156H129ZM133 157V158H134ZM119 158V157H118ZM43 159V160H42ZM129 159H132V158H128V160ZM51 160H52V162H51ZM55 160V161H54ZM28 161H30V160H28ZM63 162V163H62ZM65 162V163H64ZM2 163V164H1ZM66 164L68 165V166H66ZM14 170V171H13ZM57 170V171H56ZM56 171V172H55ZM34 173H36V174H34ZM39 173H41L40 175H38ZM61 173V174H60ZM14 174V175H13ZM57 174H59L58 176H57ZM21 177H20V176ZM42 175V176H41ZM64 176V175H63ZM53 177V178H52ZM12 178V179H11ZM38 178V179H37ZM52 178V179H51ZM37 179V180H36ZM26 180V181H25ZM48 180H50V183H48V185H46L47 184V182H48ZM54 180V181H53ZM42 181V182H41ZM20 182V183H19ZM27 182V183H26ZM138 182H139V184H138ZM148 182V183H147ZM7 183V184H6ZM11 183V184H10ZM26 183V184H25ZM31 183V184H30ZM52 183L55 185L54 187L56 188V189H54V187L52 186H50V184L52 185ZM128 183V184H127ZM5 184V185H4ZM20 184V185H19ZM45 184V185H44ZM130 184V185H129ZM133 184V185H132ZM137 184V185H136ZM13 185V186H12ZM24 185V186H23ZM28 185V186H27ZM34 185V187H32V186ZM41 185V186H40ZM127 185V186H126ZM142 185V186H141ZM148 185V186H147ZM119 186V187H118ZM131 186V187H130ZM138 186V187H137ZM11 187V188H10ZM26 187V188H25ZM130 188L129 190H128V188ZM143 187H148V188H143ZM44 188V189H43ZM120 188H122V189H120ZM53 189V190H52ZM114 189V190H113ZM118 189V190H117ZM131 189V190H132ZM17 190V191H16ZM21 190V191H20ZM28 190V191H27ZM48 190V191H47ZM121 190V192H119ZM118 191V192H117ZM18 192V193H17ZM50 192V193H49ZM124 192H126L125 190H124ZM123 192V193H124ZM109 193H111L110 195H109ZM119 193V194H118ZM131 193V192H130ZM130 193H128V194H130ZM31 194V195H30ZM45 196H44V195ZM48 194V195H47ZM60 194V195H59ZM93 194V195H92ZM31 197H30V196ZM19 196H16V197H19ZM43 196V197H42ZM47 196V197H46ZM51 196V197H50ZM85 196H88V197H85ZM92 196V197H91ZM23 197V196H22ZM22 197H20V198H22ZM91 197V198H90ZM8 198V199H7ZM14 198V199H13ZM31 198V199H30ZM46 198V199H45ZM51 198V199H50ZM64 198V199H63ZM68 198V199H67ZM5 200V203H4V200ZM54 199V200H53ZM85 199V200H84ZM15 200H17V201H15ZM29 200V201H28ZM32 200V201H31ZM37 200V201H36ZM41 200H42V202H41ZM47 200V201H46ZM48 200H49V202H48ZM73 200V201H72ZM1 201H3V202H1ZM18 201H20V202H18ZM21 201H23L24 203H22ZM52 201V202H51ZM55 202V204H54V202ZM83 201V202H82ZM162 201H164V200H161V203H162ZM13 202V203H12ZM46 202V203H45ZM65 202V203H64ZM176 202V201H175ZM2 203H4L3 205H2ZM7 203V204H6ZM16 203H18V204H16ZM38 203V204H37ZM40 203H42V204H40ZM52 203V204H51ZM29 204V205H28ZM32 204V205H31ZM33 204H35V205H33ZM46 204H47V206H46ZM25 205V206H24ZM27 205V206H26ZM44 205V206H43ZM163 205V206H162ZM176 205H178V206H176ZM33 206V207H32ZM41 206V207H40ZM46 206V207H45ZM51 206H56V208L59 206V207H61V209L58 211V210H55V211H51L50 210V212L49 211H46V209L47 208H49V207H51ZM65 206V207H64ZM14 207V208H13ZM19 207V208H18ZM36 207H37V209H36ZM58 207V208H59ZM106 207V206H105ZM165 207V208H164ZM5 208V209H4ZM101 208H103V209H101ZM176 208H178V210L176 209ZM67 209V210H66ZM180 209V210H179ZM13 210V211H12ZM61 210H63L62 212L63 213H65V215L64 214H62V212H61ZM64 210H66V212L64 211ZM99 210H101V212L99 213ZM106 210V209H105ZM183 210V211H182ZM28 211V212H27ZM68 211L71 213V212H73V213H68ZM165 211V212H164ZM58 212V213H57ZM61 212V213H60ZM96 212H98L99 214H95ZM23 213V214H22ZM181 213V214H180ZM22 214V215H21ZM75 214V215H74ZM21 215V216H20ZM71 215V216H70ZM186 215H188V218H187V216ZM30 217H32V218H30ZM39 217V218H38ZM43 219H42V218ZM23 218V219H22ZM46 219V220H45ZM194 219V220H193ZM162 221V223L161 222H157V221ZM0 221H2V223H3V225L2 226H4V224H6L5 222V220H3V219H0ZM5 221V222H4ZM59 221V222H58ZM105 221H107V222H105ZM199 221V222H198ZM28 222V223H29ZM155 222V223H154ZM164 222V223H163ZM1 222H0V224H2ZM67 223V224H66ZM83 223V224H82ZM157 223V224H156ZM169 225H168V224ZM175 223V224H174ZM62 224V225H61ZM102 224V225H101ZM146 224V228H147V232L145 233L144 232V234H146V235H142L143 234V232H141V231H143V229H146L145 227H144V225ZM165 224V225H164ZM195 224V225H194ZM209 224V225H208ZM59 225V226H58ZM63 225L65 226V227H67V228H65V227H63ZM68 225V226H67ZM72 225H73V227H76V228H72ZM75 225V226H74ZM112 225V226H111ZM159 225V226H158ZM197 225V226H196ZM61 226V227H60ZM173 228H172V227ZM182 226V227H181ZM215 226V227H214ZM63 227V228H62ZM83 227V228H82ZM103 227H106V228H103ZM112 227V228H111ZM114 227V228H113ZM135 227V226H134ZM144 227V228H143ZM157 227V228H156ZM161 227V228H160ZM179 227V228H178ZM59 228H61V229H59ZM78 228V229H77ZM127 228V229H126ZM143 228V229H142ZM208 228V229H207ZM49 229V230H48ZM63 229H65V231L63 230ZM77 229V230H76ZM79 229L81 230V231H83L82 233H84V232H86V234H88L89 233V235H87V236H89V237H87V236H85L84 234H81V232H79ZM100 229V230H99ZM166 229H168L167 231H165V232H163L164 234L163 235H166L167 233H170L171 231L172 232H174V233H178L179 231H181L180 233L181 234H184L185 235V233H187L188 232V229H189V233H190V230L193 232V233H195L196 235L197 234H199V235H197V241L199 242V243H201L200 245H202L203 246V248L200 250H198V248L197 249H195V250H193L192 248H191V246H190V249H192L190 252H189V248H187V250H186V253H184L183 251H185L184 249L182 250V248L180 247V246H183V244H181V243H179V242H176V243H179L180 245H178V244H176L175 245V243L174 242H172V241H169L168 239H163L162 237H163V235H159V234H162L161 232L162 231H164V230H166ZM172 229H174V230H172ZM179 229V230H178ZM195 229V230H194ZM215 229H217V230H215ZM43 230V231H42ZM59 230V231H58ZM158 230V231H157ZM171 230V231H170ZM178 230V231H177ZM224 230V231H225ZM5 231V232H4ZM7 231H9L8 229H7ZM7 231H6V229H4L3 231H1L0 230V234L2 235H4V237L7 235V240L6 241H3L1 238H4V237H0V264H16V263H18L19 264V262L21 261V262H23V264L25 263V264H55V262H56V260L54 259V256L52 257V255L51 254H53V252H52V250H50L49 248H47V246L46 245H44V242H43V240H41L42 238H40V235L39 234H37L38 235V237H37V235H36V237H37V239H38V241H37V239H35L36 241V243H35V248H31V247H27L26 245H24L22 242L20 243V241H21V239H20V241L19 242H16V240L15 241H13L14 239H17V238H15V237H17L15 234V236L14 235H12V234H8L7 233ZM58 231V232H57ZM100 231V232H99ZM102 231V232H101ZM135 231V232H134ZM151 231V230H150ZM161 231V232H160ZM222 231V230H221ZM10 232H12V231H10ZM47 232V233H46ZM51 232V233H50ZM77 232H78V234H77ZM140 232L142 233V234H140ZM158 232V233H157ZM191 232V233H192ZM199 232V233H198ZM217 234H216V233ZM79 233L81 234L80 236H79ZM93 233V234H92ZM155 234V236H154V234H153V236L154 237H157L158 239V241H154V243H153V241L151 242V240H149V238H147L146 236L148 235V234ZM174 233H172V234H174ZM176 233V234H177ZM180 233H178V234H180ZM189 233H187L188 235H187V239H189V238H191V237H189L190 236V234ZM218 233H219V235H218ZM54 234V235H53ZM222 234H223V231H222ZM9 235L11 236H13V237H9ZM56 235V236H55ZM126 235V236H125ZM170 235H171V233H170ZM209 235V236H208ZM82 236H84V237H82ZM136 236V237H135ZM143 236V237H142ZM149 236V235H148ZM158 236H160V237H158ZM169 236V234H167V238H169L168 237ZM182 236V235H181ZM230 238H229V237ZM35 237V238H36ZM42 237V236H41ZM67 239H66V238ZM85 237H87V238H85ZM129 237V238H128ZM176 237H178V236H176ZM176 237H174V239H175V241H177L176 239ZM227 237V238H226ZM10 238V239H9ZM50 238V237H49ZM82 238H85L84 239V241H87V242H84V241H82L83 239ZM128 238V239H127ZM134 238V239H133ZM147 238V239H146ZM159 238L160 239H162V240H164V242L165 241H169L170 243H167V242H165V243H167L166 245L163 243V241H160L159 240ZM183 238V237H182ZM200 238V239H199ZM208 238V239H207ZM229 238V239H228ZM6 239V238H5ZM4 239V240H5ZM13 239V240H12ZM82 239V240H81ZM138 239V240H137ZM228 239V240H227ZM233 239V238H232ZM11 240V241H10ZM17 240H19V238L17 239ZM137 240V241H136ZM2 241L3 242H5V243H8L9 241L11 242V243H13V244H11L10 242L8 243V244H6L7 245V247L4 245L5 243H2ZM8 241V242H7ZM55 241V240H54ZM57 242V243H59V244H61L62 242ZM68 241V242H67ZM79 241V242H78ZM150 241V242H149ZM15 242V243H14ZM71 242V243H70ZM76 242H78V243H82V245H78ZM90 242V243H89ZM4 245H2V244ZM18 243V244H17ZM20 243V244H19ZM41 243V244H40ZM185 243V242H184ZM12 245L11 247L12 248H10V247H8V245ZM23 244V245H22ZM169 244V245H168ZM171 244H173V245H171ZM9 245V246H10ZM14 245H16V247L17 248H15V246ZM22 247H21V246ZM71 247H70V246ZM75 245V246H74ZM85 245V246H86ZM39 248H38V247ZM85 246H84V248H85ZM234 246V247H233ZM26 247V248H25ZM76 247V248H75ZM94 247V246H93ZM136 247V248H135ZM178 247H180L181 248V250H180V248H178ZM206 247V248H205ZM30 248H31V250H30ZM37 248V249H36ZM79 248V249H78ZM177 248V249H176ZM205 248V249H204ZM15 249H18L17 251H18V254H17V251H16V253H13L12 254V251ZM73 249V250H72ZM74 249H76V250H74ZM92 249V248H91ZM185 249H186V247H185ZM26 250H28V251H26ZM38 250V251H37ZM68 250H70V251H68ZM169 250V251H168ZM20 251V252H19ZM35 251V252H34ZM81 251V252H80ZM237 251V252H236ZM15 252V251H14ZM52 252V253H51ZM72 252H73V254H72ZM88 252V253H87ZM102 252V253H101ZM131 252V251H130ZM146 252H148V253H146ZM164 252V253H163ZM8 253H9V256H8ZM78 254V256H77V254ZM95 253V254H94ZM190 253H192V254H190ZM7 254V255H6ZM99 254V255H98ZM185 256H184V255ZM240 254V255H239ZM242 254V255H241ZM15 255V256H14ZM83 255V256H82ZM93 255H95L96 257L94 258H92V256ZM5 256H6V258H5ZM16 256H19L20 258H16ZM84 256H85V258H84ZM150 256V257H149ZM156 256H158V257H156ZM4 257V258H3ZM77 257V258H76ZM9 258V259H8ZM11 258H13V259H11ZM55 260H53V259ZM83 258V259H82ZM99 258V257H98ZM96 259V260H98V263L96 262V264H100V261L101 260H103V259H101V258H99V259ZM139 258V259H138ZM147 258V259H146ZM4 259V260H3ZM20 259V260H19ZM77 259V260H76ZM156 259V260H155ZM175 259V260H174ZM17 260V261H16ZM80 260L82 261V262H80ZM84 260H87V262H84ZM79 261V262H78ZM144 261V262H143ZM146 261V262H145ZM53 262V263H52ZM73 262V261H72ZM138 263V264H139ZM117 264H121V263H117Z\"/></svg>",
    "mask_w": 264,
    "mask_h": 264
},
{
    "label": "built area",
    "instance_id": "built-area-1",
    "mask_svg": "<svg viewBox=\"0 0 264 264\" xmlns=\"http://www.w3.org/2000/svg\"><path fill=\"white\" fill-rule=\"evenodd\" d=\"M10 20V17L4 12L0 1V33H4L8 29Z\"/></svg>",
    "mask_w": 264,
    "mask_h": 264
}]
</instances>
